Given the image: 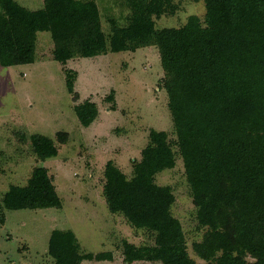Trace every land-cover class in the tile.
I'll return each instance as SVG.
<instances>
[{"label": "trees", "instance_id": "obj_1", "mask_svg": "<svg viewBox=\"0 0 264 264\" xmlns=\"http://www.w3.org/2000/svg\"><path fill=\"white\" fill-rule=\"evenodd\" d=\"M42 1V8L28 10L0 0L1 67L34 63L40 32L50 33L52 58L62 65L75 57L158 50L176 151L166 132L150 130L140 158L132 161L131 177L113 162L103 168L108 211L153 237L152 245L144 246L122 240L124 264H198L172 215L171 187L155 182L157 174L174 169L177 159L197 224L206 229L201 243L193 245L198 257L205 264H264V0H201L202 21L192 15L181 27L162 29L155 20L176 11L173 0H126L127 23L111 21L109 36L95 2ZM63 72L75 100V73ZM73 110L85 128L98 115L90 101ZM57 137L63 142L66 136ZM31 148L41 161L57 155L47 138L33 137ZM1 203L7 210L61 207L44 167H35L24 186H10ZM47 254L53 264L112 260L111 253L80 254L68 230L51 232Z\"/></svg>", "mask_w": 264, "mask_h": 264}, {"label": "rangeland", "instance_id": "obj_2", "mask_svg": "<svg viewBox=\"0 0 264 264\" xmlns=\"http://www.w3.org/2000/svg\"><path fill=\"white\" fill-rule=\"evenodd\" d=\"M13 1L28 10L43 7L42 0ZM82 1L95 2L106 36L111 21L126 25V0ZM173 3L176 11L156 19L157 29L181 27L192 15L203 20L205 7L201 0ZM35 45L34 63L0 66V264H53L47 254L53 230L71 231L80 254L112 255L109 261L85 260L81 264H124L122 240L144 246L152 245L153 237L108 211L102 195L103 168L113 162L131 177L132 161L140 158L150 130L166 132L176 151L158 50L146 47L133 53L75 57L62 65L52 58L50 33H37ZM64 69L75 73V100L74 94L67 92ZM85 101L95 103L98 109L96 119L86 128L79 124L73 110L74 105ZM58 134L66 136L63 142ZM33 137L50 139L57 155L39 160L31 148ZM35 167L48 170L61 207L5 209L3 195L10 186H24ZM155 182L171 187L175 196L171 212L181 225L188 254L196 263L205 264L193 245L201 243L206 229L197 224L179 159L174 169L157 174ZM246 260L253 261L249 257Z\"/></svg>", "mask_w": 264, "mask_h": 264}]
</instances>
